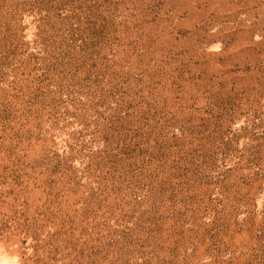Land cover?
<instances>
[{"label":"rangeland","instance_id":"374dc122","mask_svg":"<svg viewBox=\"0 0 264 264\" xmlns=\"http://www.w3.org/2000/svg\"><path fill=\"white\" fill-rule=\"evenodd\" d=\"M0 264H264V0H0Z\"/></svg>","mask_w":264,"mask_h":264}]
</instances>
